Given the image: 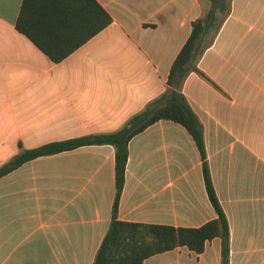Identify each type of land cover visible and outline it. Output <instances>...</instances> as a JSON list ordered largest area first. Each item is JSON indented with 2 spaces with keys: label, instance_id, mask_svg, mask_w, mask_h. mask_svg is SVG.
Masks as SVG:
<instances>
[{
  "label": "crops",
  "instance_id": "obj_1",
  "mask_svg": "<svg viewBox=\"0 0 264 264\" xmlns=\"http://www.w3.org/2000/svg\"><path fill=\"white\" fill-rule=\"evenodd\" d=\"M112 24L60 63L17 28L23 0H0V168L23 150L110 134L168 90L172 65L211 0H97ZM182 93L198 116L229 264H264V0H226ZM116 150L81 147L0 178V264H93L113 221ZM188 131L159 121L129 143L117 219L200 228L217 218ZM222 240L145 264H222Z\"/></svg>",
  "mask_w": 264,
  "mask_h": 264
},
{
  "label": "trees",
  "instance_id": "obj_2",
  "mask_svg": "<svg viewBox=\"0 0 264 264\" xmlns=\"http://www.w3.org/2000/svg\"><path fill=\"white\" fill-rule=\"evenodd\" d=\"M212 8L193 24V32L174 61L167 92L146 110L134 116L124 128L110 133L52 142L36 149L23 150L18 165L40 157L72 151L93 145H111L116 150V198L113 221L93 264H145L151 256L187 247L201 254L208 242L222 240V264H229L230 227L216 195L207 162L204 132L198 116L182 93L192 72L202 74L193 62L203 37L218 21V13L226 8V0H211ZM112 17L97 0H23L17 30L28 37L54 63H60L112 24ZM203 75V74H202ZM159 121L182 125L195 141L203 161V172L209 199L217 218L200 228H175L119 221L117 212L126 181L129 143ZM17 166L0 168V178Z\"/></svg>",
  "mask_w": 264,
  "mask_h": 264
},
{
  "label": "water",
  "instance_id": "obj_3",
  "mask_svg": "<svg viewBox=\"0 0 264 264\" xmlns=\"http://www.w3.org/2000/svg\"><path fill=\"white\" fill-rule=\"evenodd\" d=\"M18 165V161L17 160H14L12 163H11V166H17Z\"/></svg>",
  "mask_w": 264,
  "mask_h": 264
}]
</instances>
